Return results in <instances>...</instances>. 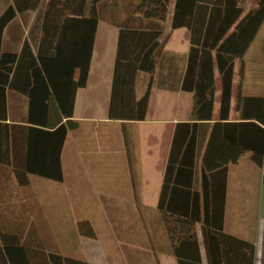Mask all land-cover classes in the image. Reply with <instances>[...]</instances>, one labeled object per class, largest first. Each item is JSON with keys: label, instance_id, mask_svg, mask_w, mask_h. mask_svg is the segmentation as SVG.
<instances>
[{"label": "crops", "instance_id": "obj_1", "mask_svg": "<svg viewBox=\"0 0 264 264\" xmlns=\"http://www.w3.org/2000/svg\"><path fill=\"white\" fill-rule=\"evenodd\" d=\"M140 2L141 0H105L96 4L99 22L88 81L86 86L75 92L72 120L77 125L80 121L104 124L103 130H92L93 145L96 141L112 140L101 138L98 133L115 131L116 135L120 134L117 141L126 154L120 148H117L116 157L109 153L105 157L104 154L98 156L94 152V170L97 175L106 176L119 169L130 176L124 182L126 194L118 197L123 202L121 205L143 207L145 212L142 216L152 215L157 218V230L130 234L111 231L103 236L108 237V242L100 253L93 249L87 254L73 255L61 248L65 243L58 241L68 240L69 230L62 227L65 232L54 237V217L63 216L66 213L63 209L69 206L78 208L74 201H81L83 204L86 197H92L91 189L80 182L73 183L70 193L67 178L70 134L73 138L70 128L60 156L63 179L55 180L44 176L53 169L56 156L54 149L59 143V136H54L53 133L59 125H67L69 121V118L62 116V112L68 110L73 90L68 81L69 76L54 70L36 72L31 68L25 71L0 72V264H54V254L89 264H130V259H133V264H179L173 241L167 231L164 213L160 210L161 192L177 124L195 121L194 93L181 88L191 48L190 31L187 27L172 28L175 0H172L163 23V31L168 33V39L163 35L164 47L160 55L169 52L174 60L167 68L160 66L158 62L153 74L140 71L136 76L138 98L144 95L149 83H152L146 119L114 120L108 115L120 30L123 26L138 28L150 22L136 10ZM11 3L12 0H0V15ZM93 7L92 0H42L37 9L19 12L5 26L1 41L2 52L18 53L19 60L25 49L22 62H33L32 56H35L40 64V51L43 50L45 56H52L55 47L59 45L69 64L74 50L82 48L87 39L85 31L89 34L91 30L90 25L85 30L83 23H78L77 18L90 17ZM107 10L121 11L120 17L105 21L103 13ZM247 11L249 10L245 13ZM174 39L178 44L174 50L169 51L167 46ZM251 46L243 58L242 76L241 61L236 60L239 66L236 72L235 65L228 119H221L222 87L217 73L213 119L197 121L195 129L193 153L196 155V167L193 187L187 188L189 190L177 188L174 195L169 193L163 204L165 207H200L203 216L205 207L219 206L221 188L216 180L214 183L209 181L208 187L209 193H214L215 196L205 199L204 195L202 176L206 150L211 149L209 158L215 160L231 158L239 150L244 151V143H251L253 147L258 144L257 131H254L253 126L246 128L243 123L258 122L256 117L259 105L251 103L247 109L242 102L239 105L240 94L243 97H264V76L257 73L255 82L249 77L247 54ZM14 67L16 68V64ZM78 76L79 69H75L74 78ZM86 112L90 114L86 115ZM118 128L121 132H118ZM229 147H234L235 150H230ZM101 148L93 147L96 151ZM104 150L110 152L105 147ZM77 156L81 160L80 152ZM227 168L223 232L253 243L254 264H264V164L260 166L253 162L252 150H247L238 158V162L229 163ZM207 173L216 174L215 171ZM182 176L181 180H187L190 173L184 171ZM139 177L142 184L137 183ZM22 179H27V183L22 184ZM197 191L201 194L199 200L195 195ZM94 201L96 208H103L100 201ZM23 209L25 210L22 211ZM56 209L61 212L55 211ZM84 217H80L78 212L77 215L74 213L72 224L77 228L74 236L84 242L100 239L101 235L96 236L92 223ZM85 223H88V227L91 223L87 230L83 226ZM206 228L203 220L194 225L203 262L209 264L208 246L204 238ZM131 236L145 243L134 244L133 250H130L132 244L128 241H131Z\"/></svg>", "mask_w": 264, "mask_h": 264}, {"label": "trees", "instance_id": "obj_2", "mask_svg": "<svg viewBox=\"0 0 264 264\" xmlns=\"http://www.w3.org/2000/svg\"><path fill=\"white\" fill-rule=\"evenodd\" d=\"M100 1L105 0H92L94 7L90 17L77 18L78 23H83L85 30L89 25L91 30L89 34L85 31L87 39L82 48L74 50L69 64L66 63L67 58L59 45L55 47L52 56H45L41 50L40 64L35 56H32L33 62L25 60L23 63L25 49L19 60L18 53L2 52L1 41L5 26L19 12L37 9L42 0H12V3L0 15V72L25 71L31 68L36 72L54 70L69 76L68 81L73 90L70 93L68 110L62 112V116L69 118V121L67 125L64 123L59 125L53 133L54 136H59V143L54 149V156H56L53 169L44 175L55 180L63 179L60 156L68 129L78 126L72 120L75 92L78 88L86 86L88 81L99 22L96 4ZM171 4L172 0H141L136 10L142 18L150 22L138 28L130 26L121 28L108 110L110 119H146L152 83H149L144 95L138 98L136 76L140 71L153 74L156 70L158 57L164 47L162 22L165 21ZM246 10L249 11L244 15ZM263 25L264 0H175L172 28L187 27L190 31L191 48L181 88L194 93L193 119L195 120L192 123L177 124L161 192L160 210L164 213L167 231L173 241L174 253L179 264H204L198 234L194 229V225L201 220L207 225L204 238L208 246L209 264H254L255 245L224 233L223 221L228 164L238 162V158L247 150H252L253 162L260 166L264 164V97H243L240 94L239 98V105L242 102L245 109L251 106V103L259 105V114L256 117L259 123H243L246 128L253 126L254 131H257V145L253 147L251 143H244V151L239 150L231 158L210 159L211 149L206 150L204 154L202 184L205 199L215 196L214 193H209L208 187L209 181L214 183L216 180L221 188L220 205L205 207L202 216L200 207L175 208L165 207L163 204L169 193L174 195L177 188L189 190L187 188L193 187L196 167V155L193 153L195 129L197 121L213 119L217 73L222 87L221 119H228L236 60L241 61L240 74L242 76L244 73L243 58ZM75 69H79L77 78H74ZM229 149L235 150L234 147H229ZM184 171L190 173L187 180L180 179L183 178ZM212 171L216 174L207 173ZM25 183L27 179H22V184ZM195 195L199 200L200 192H195ZM85 224L88 225V223ZM91 231H89L90 234ZM52 258L54 264H89L57 254H54Z\"/></svg>", "mask_w": 264, "mask_h": 264}, {"label": "rangeland", "instance_id": "obj_3", "mask_svg": "<svg viewBox=\"0 0 264 264\" xmlns=\"http://www.w3.org/2000/svg\"><path fill=\"white\" fill-rule=\"evenodd\" d=\"M120 13L121 11L118 12L107 10L103 13V19L105 21H113V19L117 20V18L120 17ZM163 23L164 21L162 22V24ZM164 35L165 37H163L168 39V33L164 32ZM177 44L178 43H176L174 39L172 43H169L167 49L169 51L174 50ZM247 57L249 66V77L250 80L252 78L255 82V80L257 79V73H261V75L264 76V27L262 28L259 37L255 41V43L251 46ZM173 60L174 58H172L169 52H166L165 55L158 57V62L159 64H161L160 66H164L166 68L169 67L168 64H171ZM238 66L239 62H237L236 64V72L238 71ZM155 83L157 84L158 80ZM85 114L88 115L90 113L86 112ZM78 126L72 129L73 138H71L70 134V166L67 173V178L70 182L69 189L71 193L73 190V183L80 182L82 185L87 186L91 189V198L93 200H91V198L86 197V200L83 201V204L81 203V201H74V203L77 204L78 208H70L69 206L68 208L63 209V211H66L63 216L56 215L60 218L54 217V226L52 225L54 237L59 236L61 232H65L64 229L69 230V239L64 241H58V243H65L61 248H63L64 251L68 254L73 255H80L81 253L87 254L90 251H93V249L100 253L102 247H106V244L108 242V237L103 236L108 235L111 231L113 233L115 232L130 234L141 233L142 231L146 230H157V218L155 216L152 217V215L142 216V213L145 212V209L143 207H128L121 205V203L123 202L119 200L118 197L126 194L125 190L123 189L124 182H126L127 179H130V176H126L124 172L120 171L119 169L113 170L110 175L106 176L97 175L94 170L95 167L93 165L94 161H92V153L94 154L95 152V154L98 156L104 154L103 157H105V155L109 153L112 156L116 157L118 153L117 148H120L121 151L125 153V151H123L122 149V146L117 141V139H120V134L118 133L119 135H116L117 133L115 131L108 134L98 133L99 137L104 139L109 138L112 140H102V142L96 141V144L93 145L94 141L92 138V130L101 131L100 129H104V124H101L99 122L92 123L80 121ZM118 132H121V129L119 130L118 128ZM94 146L102 148L100 151H96L93 149ZM104 147L109 149L110 152L105 151ZM85 149H87V152L85 151ZM77 151L82 154L81 160L77 158ZM137 181V183L142 184L141 177H139ZM94 199L100 201L103 204V208H96V202L94 201ZM80 204L82 205L79 206ZM70 205H72L71 202ZM24 210L25 209H23L22 211ZM57 210L61 212L60 209H56L55 211ZM37 211L38 215H40L39 210ZM77 212L80 217L85 216L84 218L88 219L92 223L93 228L97 233L96 236L98 234L101 235L100 239L91 242H84L80 238L79 240H77L76 236H74V233L77 231V228L74 223L72 224L74 213L75 215H77ZM83 226L85 230L90 227H88V225L86 224H84ZM62 227H64V229ZM128 242L132 244L131 247H129L130 250H133L132 247L134 244L143 245L145 243L144 241L135 239V237H132L131 241ZM130 264H133V259H130Z\"/></svg>", "mask_w": 264, "mask_h": 264}]
</instances>
